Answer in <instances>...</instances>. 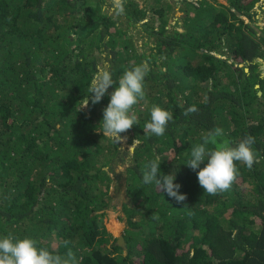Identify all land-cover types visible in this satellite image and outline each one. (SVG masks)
<instances>
[{"label":"trees","instance_id":"1","mask_svg":"<svg viewBox=\"0 0 264 264\" xmlns=\"http://www.w3.org/2000/svg\"><path fill=\"white\" fill-rule=\"evenodd\" d=\"M121 1L114 14L108 0H0V238L70 249L80 264H264V0H180L182 31L169 29L170 4ZM137 26L154 37L149 51L132 41ZM141 63L146 102L132 110L126 133L139 144L125 159L99 124L123 72ZM104 71L113 85L92 104ZM153 105L173 116L162 137L143 132ZM216 127L233 142L253 136L257 162H237L231 189L212 196L186 163ZM157 156L182 204L142 183ZM119 161H129L126 252L105 223Z\"/></svg>","mask_w":264,"mask_h":264},{"label":"clouds","instance_id":"2","mask_svg":"<svg viewBox=\"0 0 264 264\" xmlns=\"http://www.w3.org/2000/svg\"><path fill=\"white\" fill-rule=\"evenodd\" d=\"M149 71V65L141 63L123 72L118 87L110 93L107 107L102 110L103 118L99 124V132L103 133L104 138L116 144L127 141V137L121 134L126 133L137 123V116L132 110L141 101L146 102L144 80ZM112 85L113 81L108 71L98 76L96 86L90 92L92 104L99 103ZM87 105L88 98L79 110ZM193 111L195 108L186 110L184 114L188 115ZM172 120L173 116L170 112L153 105L150 110V120L144 125L143 132L145 135L162 137ZM254 143L255 138L251 135L233 142L224 138L222 128H213L203 134L201 143L191 147L190 159L187 160L186 166L196 173L198 184L204 193L212 196L222 194L231 189L236 179L237 162L249 170L257 162L252 147ZM137 144H139L138 138L133 145ZM160 164V158L157 156L144 166L141 172L142 183L155 184L157 190L165 192L178 204H182L187 199L186 195L179 194L180 185L174 183V175L161 173ZM202 164L204 167H201ZM153 218H155L154 214ZM69 243L70 241H64L65 246ZM0 264H80V261L70 249L63 256L54 254L47 248L37 247V241L34 239L17 238L9 233L0 238Z\"/></svg>","mask_w":264,"mask_h":264},{"label":"rangeland","instance_id":"3","mask_svg":"<svg viewBox=\"0 0 264 264\" xmlns=\"http://www.w3.org/2000/svg\"><path fill=\"white\" fill-rule=\"evenodd\" d=\"M159 0H150L147 3L150 5H154ZM109 4L107 6V10L110 11V13H115V6L113 5V2L121 3V0H108ZM140 5L146 4L144 0H139ZM160 4H170L173 6V9L171 11V14L169 16V29H174L178 31H182L183 27H181V24L183 23V20L181 19L183 16V12L180 10V0H160ZM261 2H259L256 6L257 11L259 12V15L257 16V24L264 28V8H260ZM264 4V1H263ZM191 14H193V11H191ZM130 34L132 36V41L134 45L139 49H146L149 51L151 46H153V39L154 37L148 38L149 36H143L144 32L141 26L133 27L130 29ZM106 56L102 57V60L104 61ZM111 57L109 60H106L104 65L101 67L102 70L103 67H109V63ZM262 62V65L260 66V69L262 70L264 74V60H260ZM260 94V92H259ZM123 136L127 137V141L125 143H122L121 147V154L127 159L128 154L132 153L133 151V142H130L129 134L124 133ZM133 146V147H132ZM118 161V160H117ZM129 165V161H123L120 163L115 164V168L113 172H110L113 182L111 187V196H112V205L111 207L106 209L107 216L105 219V223L107 225L108 230L113 233L114 236L118 237L120 234L124 233V230L127 228L128 224L126 223V207H129L131 205L127 188H126V167ZM120 216L124 217V220L120 219ZM126 252V250H125Z\"/></svg>","mask_w":264,"mask_h":264},{"label":"water","instance_id":"4","mask_svg":"<svg viewBox=\"0 0 264 264\" xmlns=\"http://www.w3.org/2000/svg\"><path fill=\"white\" fill-rule=\"evenodd\" d=\"M260 93H261V91H260ZM116 244L119 245V246H121V247H123L124 250H126L127 245H126V241H125V238H124V235L123 234H120L118 236V240H117Z\"/></svg>","mask_w":264,"mask_h":264}]
</instances>
